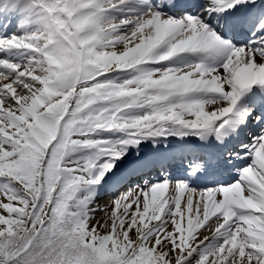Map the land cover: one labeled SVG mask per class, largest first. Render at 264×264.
<instances>
[{
  "label": "bare ground",
  "instance_id": "6f19581e",
  "mask_svg": "<svg viewBox=\"0 0 264 264\" xmlns=\"http://www.w3.org/2000/svg\"><path fill=\"white\" fill-rule=\"evenodd\" d=\"M32 1L36 3L38 0ZM115 1L119 0H77L74 3V8L92 12L88 14V18H78L72 23V27L78 33L87 34L86 39H80L79 46H82L85 52L93 49L98 54H118L130 49L141 50L138 57L143 63L148 61L149 80L161 87H168V91L174 94L167 96L166 91L154 90L155 94L152 98L144 95L135 106L123 104L111 106L107 110L108 116L126 134L125 138L137 146V152L129 153L134 155L131 157L134 158L132 162L131 158H126L128 155L123 152V146L119 144L121 138H113L114 136L110 135L109 122H103L104 117L99 112L106 108L105 105L89 113L88 119L92 121V125L83 138L70 137L72 133L60 135L64 139L69 138L70 143L77 142L76 139L83 140L86 145L95 148L96 151L93 154L87 153L75 146L73 153L86 152V158L75 156L76 158L72 161H64L67 165L63 168L64 170H59L58 173L53 171L56 176H61L65 172L79 174L85 172L90 175L88 178L94 177L92 181L86 183L84 193L78 195L76 199V214L84 218L89 230H95L97 237L114 228L125 226L130 220L133 233L144 229L140 239L145 240L148 245L155 247L158 241L162 243L163 240L169 239L166 244L169 246V243L173 241L171 236L185 226L184 245H187L188 240L191 242L187 251L188 256L202 243L212 241L215 245L208 264H228L233 259V255H236L233 264H253L254 262L264 264V256L252 254L258 253L259 249L264 250L262 230L264 229V136L256 134L251 137L252 140L248 139V134L245 137L243 130L245 117L239 116L240 108L254 99L248 92L250 85L255 81L264 82V34H262L264 33V16L259 20L261 31L257 33L258 36L253 41L248 43L254 44L251 48L245 42V38L232 32L231 21L224 20L225 33L233 40L235 38L236 42H245L248 45L232 50L226 47L215 33L210 32L209 23L211 16L215 14L230 18L229 13L239 6L240 0L207 2L199 12L194 9L192 15L186 13L184 18L173 21L171 26L168 25L167 16L145 15L146 11L138 9L137 0H125L110 6ZM189 1L183 4H188ZM60 3L57 11L62 12L64 5ZM262 4L264 0H260L259 6L255 9L247 4L244 10H241L243 14L234 20L239 21V25L243 26L244 22L250 19L249 28L251 22L259 16L258 8ZM196 6L197 9L199 6ZM104 7L106 9H102ZM39 9L40 7L37 8ZM94 9L102 10L94 14ZM34 12L36 11L29 13ZM30 19L32 18L27 17V22H30ZM33 21L34 26L28 31L30 35L28 38H18V34L23 32L17 33L18 39L15 41L9 38V34L2 36L1 44L4 45L2 47L7 48L0 51L2 52L0 57L4 59V61L0 60V119L6 118L9 125H3L1 121L0 124L4 128L16 129L23 136L24 142L18 146V149H23L26 155L24 158L30 159L32 166L30 169L24 165L23 168L16 170L19 166L12 164L13 161L8 158L11 152L1 146L0 159H5L4 162L9 163L10 168L16 171L14 173L7 171L5 174L12 179L16 178L21 187L26 188L31 196L38 198L34 174L44 154L43 147L53 138L55 131L46 119L57 120L63 116V109L73 95L72 82L80 81L77 76L78 70H75L77 61L80 60L83 68L86 67V69H90L94 62L90 61L86 53L76 54V51L69 46L66 49V44H63L61 39H57L60 35L64 36L63 32H66V27L57 20ZM136 25L137 29H135ZM12 29L13 26L11 31ZM124 31L129 33L125 35ZM246 31L244 29V32ZM34 34L36 36L32 37ZM53 50L58 52L52 55ZM137 62L138 59L132 64ZM110 67L112 65L105 68L104 65L101 66L102 72L98 76ZM119 81L116 75L107 81L95 83L91 86L93 89L83 88L84 91L91 93L92 101L89 105L105 100L106 95H110V93L105 95L106 88L126 84ZM249 83L250 85H247ZM153 86L154 84H151L143 90L150 92ZM123 93L125 91L121 90V94ZM259 95L264 105V93ZM256 106L257 111H260V107ZM96 107L93 106L91 110ZM26 108H29L28 112ZM53 108L55 112L50 110ZM17 115L21 117L20 120L15 118ZM14 118L16 120H13ZM172 118H175L176 122L172 123L174 128L169 129L168 132L179 128L184 131L182 133L197 131L200 135L193 140L179 137V142H171L170 138L161 137L166 132L164 124H168ZM213 126H216V129L221 127L220 133L215 136H212V133L201 135L203 130ZM143 131L155 134L154 139L162 141L163 144L151 141L139 142L143 139L141 134ZM1 140H12L14 144L17 143L18 137L0 136V142ZM237 140L238 142L246 141L234 150ZM64 141L58 143L59 147L65 145ZM225 146H227L226 149H223ZM196 147H200L199 151L193 150ZM177 149L180 151L175 153ZM239 149L242 151H238ZM220 151L223 154H220ZM120 154L124 156L118 160L117 156ZM205 155L209 158H205ZM217 155L226 158L222 164H211L209 159ZM66 156L68 157L67 154ZM186 156L204 157L197 160L205 159L206 161H201L203 163L192 167L197 172L208 174L222 168L221 180L230 179V176H237L239 179L229 186L222 185L220 188H211L208 191L191 190L190 186L198 185L193 182L181 183L177 180V177L185 174L183 167L176 168L180 162L179 158ZM249 160L252 162H248ZM186 161L181 160L179 165L186 166L188 163L181 164ZM120 165H122L121 168ZM244 167L246 168L243 169ZM229 168L237 169V171L230 172L226 176ZM55 178V176L52 179L48 178V181L54 183ZM206 181L207 179L203 183ZM65 182L81 183L79 179L69 180L68 178ZM128 183L132 185L120 191V198L104 196ZM1 184H5V180L0 179ZM145 185L148 188L146 191ZM190 191L192 197L188 194ZM152 197H155V204L150 215L148 214V220L142 214L140 223L135 224L139 207L143 208L146 201ZM68 198L70 197L66 199ZM11 200L14 201L11 197L7 199L4 193L0 194L2 242L14 238L16 229L22 225L12 213H9L20 211ZM193 201L198 202L193 204ZM42 210L44 208L38 210L36 218L30 223L18 247L9 249L8 260H4L5 252L3 245H0V264H52L59 260L56 253L58 251L52 247L50 252L46 253L49 260L41 263H37L39 262L37 259L41 253H45L44 248L39 250L36 257L32 259L28 256L22 257L19 252L28 236H31L33 241L37 240V223L42 218ZM56 210L57 207L54 208L55 215L60 217L56 225L63 227L65 225L63 220L68 217L72 222H69L71 230L82 241L81 227L69 214H61ZM183 217H185V224L182 221ZM240 223H245L246 227L254 225L256 228L243 229L239 227ZM16 224L15 229L8 228L9 225L14 227ZM194 227L201 229L197 233ZM204 227L206 229L202 231ZM91 250L98 259L97 252ZM165 256L167 257L165 264H172L176 259H179L180 263L185 261L187 255L182 257L165 254ZM146 258L150 257L146 255ZM142 261L145 264H151L149 260ZM159 264H164L163 259H160Z\"/></svg>",
  "mask_w": 264,
  "mask_h": 264
},
{
  "label": "rangeland",
  "instance_id": "374dc122",
  "mask_svg": "<svg viewBox=\"0 0 264 264\" xmlns=\"http://www.w3.org/2000/svg\"><path fill=\"white\" fill-rule=\"evenodd\" d=\"M39 2L43 5L41 9V16L44 19H49V15H51L53 21L57 20L62 26L66 27V32H63V35L64 33L65 35H60V37L58 36L57 39H61V41H63V44H66V49H68L67 46H69L72 50H75L76 54H88L90 61H93L94 65L90 69H86V67L83 68L82 62L80 60L77 61V67L75 70H78L77 76L80 81H77V83L72 82L73 95L68 100L66 106L63 109V116L59 119L56 117L57 120L46 119V122L50 124V126H53V129L55 131L53 138L45 144V147H43L44 154L42 155L40 163L38 165V169L34 174V180L36 181V186L38 188V198L31 196V194L27 192L26 188L21 187V184H19L17 180H15L16 178L12 179L10 176L5 174V172L7 171L10 173H14L16 171L10 168L9 163L4 162L5 159H0L2 164V166L0 167V179L5 180V184L0 185V192L4 193L7 196V199H9L10 197L13 198L14 201H11L20 210L19 212H9L12 213L22 224L19 228L16 229V233H14L15 238L18 235L21 237L22 232L24 234L25 230L29 228L30 223H32L33 220L36 218V214L40 208H44V210H42L43 220L41 221L39 228H45L48 223L46 222L48 214H50L52 208L57 207V212L59 211V213L61 214H69L72 217V220H74L76 224L81 227L82 243L97 252L99 261L92 262L91 264H109L111 262H116L114 264H145L142 261L143 259L149 260L151 264H159L160 259H163V263L165 264V261L167 260L165 254H175V256L181 255L182 257L187 255L185 261H182L180 263L178 262L179 259H176L175 262L172 264H208L213 252L212 248L215 245L214 242L210 241L204 244L202 243L200 246H198V249L196 251H194L191 255L188 256L187 251L190 247L191 242L188 240L187 245H184L186 242V238L183 235L185 226L178 229L177 232L174 233L173 236H171L173 241L171 240L172 243L170 242L169 246H166L167 241H169V239H167L163 240L162 243L158 241V244H156L154 247L152 245H148L145 240L140 239V236L144 234V229L140 230L139 232L133 233L130 220L125 226L117 229L114 228L110 231H107L105 234L97 237V233L95 232V230H89V227L85 224V220H83L84 218L76 214V199L78 195L84 193L86 183H88V181H92L94 177L88 178L90 175H87L85 172L82 174H79L78 172H65L67 173V175L63 173L61 176H56L53 171H56V173H58L59 170H64L63 168L67 166L64 163L65 160L72 161L76 158L75 156H81L86 158L87 153L90 152L93 154L96 151L95 148H91L90 146L86 145L83 140L76 139L77 142L71 141L70 143L69 138L64 139L60 135H69L72 133V136L70 137L80 136L81 138H83L84 134L89 131V127H91L92 125V121L88 119L89 113L98 110L99 108H102L105 105L106 110L103 109L101 110L102 113H99L102 114V116L104 117L103 122H109L108 125L109 129L111 130L110 135L114 136L113 138H121L119 144L123 146V152L128 155L126 156V158L129 159L134 156L130 155L129 153L137 152V146H135L132 141L127 140L125 138L126 134L124 133V131L119 129L118 125L114 123V121L108 116L107 110L110 109L111 106H121L123 104H127L128 106H135L138 100H141L144 95H148L152 98V96H154L155 94L154 90L166 91L167 96L173 95L174 92L171 93V91H168V87H161V85L155 84L154 82L149 80L148 75L150 74V72L147 70V68L149 69L150 66H148V61L143 63V61H141L138 57V55L141 54V50L137 51L134 49H130L128 51L125 50L118 54H98L93 49H90V52H88L87 50L85 52V49L82 46L80 48V46L78 45V43L80 44V41L77 40L79 33L72 27L71 20V17L75 13L73 10L76 9L74 8V3L77 2V0H39ZM59 3L60 5H64L62 12L60 10L57 11V6L59 5ZM59 8L60 7H58V9ZM52 14H54V16H52ZM122 20L125 21V19ZM173 21L169 19L168 25L171 26ZM137 27L138 26L136 25L135 29H137ZM128 33V31L123 32V34L125 35ZM78 46L79 48L77 49ZM70 53H72L73 55V52L70 51ZM136 59H138V62L136 64H132ZM0 60L4 61L2 57H0ZM103 65L104 68L108 65H112V67L104 71L101 76H98V74L102 72L100 71V67ZM116 75H118L119 77V82L123 81L126 84H123V86H110L109 88H106L105 95L107 93H110V95H106V99L101 100V102H96L92 105H89V103L92 101L91 93L84 91L83 88L86 87L88 90V88H91V86H93L95 83L107 81L108 79L115 77ZM151 84H154V86L150 92H146L143 90L144 88L150 87ZM57 86L59 87V85ZM162 88H164V90ZM121 90L125 91V93L121 94ZM185 96L187 97V95ZM229 99L231 100L230 97ZM93 106L97 107L94 110H91ZM28 109L29 108H26L27 112ZM50 110L55 112L54 108ZM240 112L242 113V108H240L239 113ZM15 118L18 120L21 119L19 115L15 116ZM15 118L13 120H16ZM174 119L172 118V120L168 124H164L166 132H164L161 137L170 138V141L173 142L179 137L192 138L199 135V132L197 131L188 134L182 133L184 131L179 128L168 132L169 129L174 128L172 126V123L176 122ZM0 121L3 125H9V121H7L6 118H2L0 119ZM2 124H0V136L12 138L18 137V141L17 143L13 144V142H11L12 140H1V148L8 149V151L11 152V154L8 155V158L13 161L12 164L19 166L16 168V170L20 167L23 168L24 165L31 169L32 165L30 159L27 158L26 160L24 158L26 157V155L23 149H18V146L24 142L23 136L19 134L16 129H13L12 127H10L9 129L4 128V126H1ZM210 130L214 132L216 128H211ZM206 131L209 130L206 128V130H203L202 132ZM141 134L143 136V139H140L139 142L151 141L153 143L163 144L162 141L154 139L155 134H151L147 131H143L141 132ZM62 141L65 142V145L59 147L58 143H62ZM75 146L76 148H82L81 150H84L87 153H73V150L76 149ZM66 154L68 155V157L66 156ZM123 156V154H120L117 156V159L119 160ZM132 159L134 158H131L130 161ZM121 167L122 165H120V168ZM54 176L56 177V182H49L48 178L52 179L54 178ZM67 178L69 180L79 179L81 183L65 182V179ZM127 186L117 188L112 194L111 192L105 194V197L106 195H111L113 197L116 196L118 199L121 195L120 190L125 189ZM210 189L211 188H206L205 190L208 191ZM144 190H148L146 185ZM154 194L155 193H153V195ZM188 194L192 197L191 191ZM67 197L70 198L66 199ZM154 201L155 197H152L150 200L146 201V204L143 205V208L139 207L135 224L140 223V217L142 214L148 220V216L150 215V212L153 209V205L155 204ZM197 202L198 201H193L192 203L196 204ZM182 221L183 223L186 222L185 217L182 218ZM16 227L17 224L14 227L13 225L8 226V228L11 230L15 229ZM239 227L243 229H246L247 227L256 228V226L254 225H247L246 227L245 223H240ZM200 229L201 228L194 227V231H197V233L198 231H200ZM205 229L206 228L204 227L202 231H204ZM262 230L264 232V229ZM2 236L0 237V245H3L6 257L4 260H7L10 245L15 247L19 243L20 238L16 240L14 239L2 242ZM165 248L167 251L165 250ZM23 252L24 251H21L20 253L22 254ZM250 253H252V251ZM252 254H261V256H264V250L259 249L258 253L253 252ZM146 255H148L150 258L147 259ZM235 258L236 255H233V259L228 264H233L235 262ZM257 263L254 262L253 264Z\"/></svg>",
  "mask_w": 264,
  "mask_h": 264
},
{
  "label": "trees",
  "instance_id": "16d2710c",
  "mask_svg": "<svg viewBox=\"0 0 264 264\" xmlns=\"http://www.w3.org/2000/svg\"><path fill=\"white\" fill-rule=\"evenodd\" d=\"M58 218L60 217L55 215L54 209L51 210L50 214H48L46 218V222L48 223L45 228L43 227L44 229L39 228L43 217L41 220L39 219V222L37 223L38 232H36L38 238L37 240L33 241V238H30L31 236H26V243H24L25 245L21 246L22 249L19 251H24L21 254L22 257L28 256L31 259L35 258L36 253H39V250L41 251V249L44 248L45 253H41V256L37 259V261H39L37 263L48 261L49 259L46 256V253L50 252L52 247L58 251L56 253L59 259L58 261H54L55 263L52 264H91L92 262L99 261L96 257V254L89 247L84 246L81 238L71 230V224L69 223L71 221H69V218H64L63 223L65 225L63 227L56 225ZM27 230H25L24 234L23 232L21 233V237L18 235L16 238L14 237L11 239L16 240L20 238L19 243L15 247L10 245V248L18 247ZM43 236L45 237L43 238ZM114 263L116 262H111L109 264Z\"/></svg>",
  "mask_w": 264,
  "mask_h": 264
}]
</instances>
